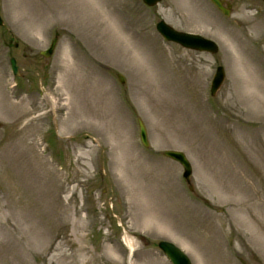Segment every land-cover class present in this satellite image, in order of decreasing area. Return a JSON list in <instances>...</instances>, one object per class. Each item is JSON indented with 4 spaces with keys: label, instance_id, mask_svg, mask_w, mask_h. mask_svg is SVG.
Instances as JSON below:
<instances>
[{
    "label": "rangeland",
    "instance_id": "rangeland-1",
    "mask_svg": "<svg viewBox=\"0 0 264 264\" xmlns=\"http://www.w3.org/2000/svg\"><path fill=\"white\" fill-rule=\"evenodd\" d=\"M226 1L0 0V264H264V3Z\"/></svg>",
    "mask_w": 264,
    "mask_h": 264
},
{
    "label": "water",
    "instance_id": "water-1",
    "mask_svg": "<svg viewBox=\"0 0 264 264\" xmlns=\"http://www.w3.org/2000/svg\"><path fill=\"white\" fill-rule=\"evenodd\" d=\"M146 5H154L160 0H142ZM224 15H228L231 9V4L228 1L225 0H210ZM264 2V0H262ZM2 23L0 19V24ZM156 30L161 34L162 37L169 41L176 42L180 44L181 46L189 49H195L199 51H207L211 53L217 52V46L216 44L207 38H204L197 34H192L189 32H183L174 29L172 26L164 22V20H159L156 23L155 26ZM58 38V33H55V36L49 46L46 50L41 52V55L45 57H49L53 51V48L55 46V43ZM11 65L13 72L15 74H19L18 66L16 64L15 58H11ZM118 80L123 83L124 78L121 74H117ZM224 79V70L222 66H218L216 68V72L213 76L212 82H211V94L214 95L218 87L221 85L222 81ZM138 125L140 130V137L141 141L144 144V146H149L148 140H147V133L146 128L144 126L143 121L138 118ZM163 155L177 161L183 168L182 175L185 178L186 182L189 184L190 182V176H191V165L186 157V155L180 151V150H173V149H167L164 150ZM190 190H193V186L191 184L188 185ZM158 247L165 253V255L169 258V260L172 262V264H191V261L187 254L179 248L177 245H175L173 242L168 240H160L158 242Z\"/></svg>",
    "mask_w": 264,
    "mask_h": 264
}]
</instances>
